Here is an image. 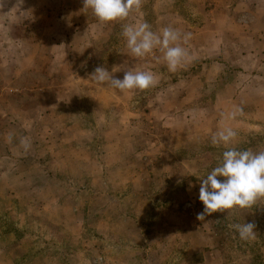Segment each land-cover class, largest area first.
<instances>
[{
	"label": "rangeland",
	"instance_id": "1",
	"mask_svg": "<svg viewBox=\"0 0 264 264\" xmlns=\"http://www.w3.org/2000/svg\"><path fill=\"white\" fill-rule=\"evenodd\" d=\"M83 7L0 4V264H264V198L197 219V176L227 147L264 151V0H142L106 23ZM140 21L191 33L186 63L133 58L122 25ZM97 66L159 82L120 92ZM222 126L237 136L213 146Z\"/></svg>",
	"mask_w": 264,
	"mask_h": 264
},
{
	"label": "clouds",
	"instance_id": "2",
	"mask_svg": "<svg viewBox=\"0 0 264 264\" xmlns=\"http://www.w3.org/2000/svg\"><path fill=\"white\" fill-rule=\"evenodd\" d=\"M2 2L3 0H0V4ZM141 5L142 0H83V8L91 9L100 23L123 21ZM121 35L125 38L133 58L155 56L156 51H159L171 72L182 67L190 56L188 48L183 45L188 44L191 33H184L172 26H166L157 33L147 21L128 23L122 25ZM120 70L114 67L110 72L103 66H97L90 77L96 83L109 84L120 92L134 89L143 91L155 87L159 82L153 72L143 70H126L122 79L114 77L113 74ZM237 111L242 112L240 109L233 111L232 118L236 116ZM236 136L237 132L232 127L222 126L212 134L211 143L213 146L223 144L227 147ZM5 139L11 143L13 134L9 133ZM19 143L25 151L31 147V141L27 137H21ZM197 177L200 179L199 200L204 205L203 211L197 214L198 220L203 221L206 216L216 212L224 213L225 210L237 206L252 208L259 199L264 198V151L253 152L227 147L217 166L204 177ZM229 227L234 229L242 240L256 238V225L252 222L233 223Z\"/></svg>",
	"mask_w": 264,
	"mask_h": 264
}]
</instances>
